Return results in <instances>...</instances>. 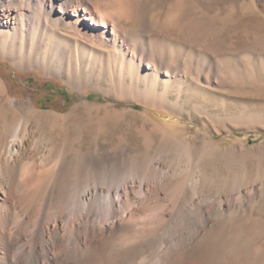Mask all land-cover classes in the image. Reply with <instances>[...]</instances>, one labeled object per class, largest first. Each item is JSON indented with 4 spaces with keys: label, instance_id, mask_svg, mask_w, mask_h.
I'll return each mask as SVG.
<instances>
[{
    "label": "rangeland",
    "instance_id": "1",
    "mask_svg": "<svg viewBox=\"0 0 264 264\" xmlns=\"http://www.w3.org/2000/svg\"><path fill=\"white\" fill-rule=\"evenodd\" d=\"M87 1L115 19L125 43L114 46L111 27V42L70 35L48 14L49 1L44 10L37 0H0V17L26 15L25 25L0 24V47L18 55L0 52V81L20 106L9 121L27 115L29 103L63 117L54 127L27 117L25 160L39 161L49 142L77 163L89 154V169L103 177L140 164L152 171L155 159L171 170L168 183L199 177L201 190L225 195L241 184L239 205L254 197L251 187L264 192V0ZM141 48L163 57L159 73L148 55H132ZM151 109L173 116L174 137L190 154L162 148ZM5 144L0 116V151ZM244 208L236 224H249L237 225L243 236L223 259L264 264V201Z\"/></svg>",
    "mask_w": 264,
    "mask_h": 264
},
{
    "label": "bare ground",
    "instance_id": "2",
    "mask_svg": "<svg viewBox=\"0 0 264 264\" xmlns=\"http://www.w3.org/2000/svg\"><path fill=\"white\" fill-rule=\"evenodd\" d=\"M16 1L17 5L27 3ZM48 1V14L70 35L111 42L107 36L111 27L114 46L125 43L115 19L98 17L87 0L37 3L45 10ZM17 18L25 25L23 12L0 17V24H15ZM0 52L18 56L4 47ZM132 55L145 57L148 52L141 48ZM133 56L130 61L135 62ZM162 58L148 55L152 75L159 73ZM0 103L6 136L0 151V264H227L223 257L241 233L237 225L249 224H236L246 219L238 212L264 201L263 190L254 185L248 190L254 197L239 205L236 200L247 194L241 184L234 183L235 193L225 195L220 190H201L199 177L168 183L166 176L171 170L155 159L152 171L140 164L120 172L113 169L103 177L98 169H89V154L77 163L69 158L71 151L66 147L54 153L48 142L39 161L28 162L24 158L26 137L31 132L27 117L53 127L63 117L57 112L45 116L29 103L28 114L11 123L9 115L20 111V106L11 100L2 81ZM150 111L164 135L162 148H179L190 154L185 143L174 137L177 122L173 116ZM260 250H255L258 257Z\"/></svg>",
    "mask_w": 264,
    "mask_h": 264
}]
</instances>
